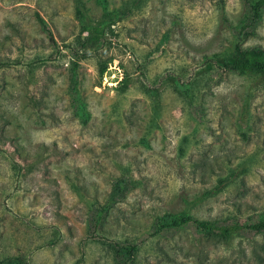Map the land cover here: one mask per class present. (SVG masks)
Instances as JSON below:
<instances>
[{
	"label": "rangeland",
	"instance_id": "374dc122",
	"mask_svg": "<svg viewBox=\"0 0 264 264\" xmlns=\"http://www.w3.org/2000/svg\"><path fill=\"white\" fill-rule=\"evenodd\" d=\"M256 1L0 0V260L264 264L166 226L264 219V77L213 61L264 49Z\"/></svg>",
	"mask_w": 264,
	"mask_h": 264
},
{
	"label": "trees",
	"instance_id": "16d2710c",
	"mask_svg": "<svg viewBox=\"0 0 264 264\" xmlns=\"http://www.w3.org/2000/svg\"><path fill=\"white\" fill-rule=\"evenodd\" d=\"M254 15V19H259L264 9V0H257L251 7ZM43 27L45 23L39 20ZM46 28V27H45ZM89 30V28L87 29ZM95 35L99 34L98 28L91 30ZM93 36L92 39H95ZM96 41V39H95ZM94 41V42H95ZM213 61L220 63V66L224 71L237 72L240 74H254L264 77V49L262 48H242L241 43L234 44L229 54H214ZM102 73V72H101ZM127 183L124 179H118L115 181L114 188L109 196L107 204L97 212L96 221L100 222L102 215L108 211L110 207L120 198L125 189ZM169 222L166 224L167 228L179 229L181 227L191 225L195 229L202 233L207 238H220L223 241H229L234 236L241 234L245 231H251L255 233L264 232V219H261L252 223H236L232 225H218L210 221H201L193 218L188 214H182L179 216H170ZM121 251V249H119ZM135 246H129L127 253L132 256L135 252ZM0 264H28L25 260L19 258H3L0 260Z\"/></svg>",
	"mask_w": 264,
	"mask_h": 264
},
{
	"label": "built area",
	"instance_id": "2783aa9c",
	"mask_svg": "<svg viewBox=\"0 0 264 264\" xmlns=\"http://www.w3.org/2000/svg\"><path fill=\"white\" fill-rule=\"evenodd\" d=\"M122 78H121V76H120V79L119 80H121Z\"/></svg>",
	"mask_w": 264,
	"mask_h": 264
}]
</instances>
